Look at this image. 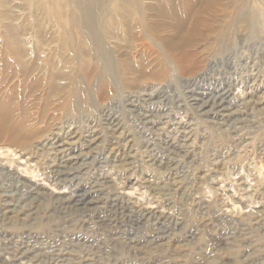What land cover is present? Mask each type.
Returning a JSON list of instances; mask_svg holds the SVG:
<instances>
[{"label":"rangeland","instance_id":"374dc122","mask_svg":"<svg viewBox=\"0 0 264 264\" xmlns=\"http://www.w3.org/2000/svg\"><path fill=\"white\" fill-rule=\"evenodd\" d=\"M255 10L264 11V0H0V81L10 89H1L0 96L8 97L15 84L25 80L14 88L13 121L24 117L28 129L54 110L41 95L43 78L34 71L36 63L27 65V54L36 55L35 60L46 57L42 50L51 47L53 39L63 47L59 54L70 53L80 46V32H88L109 53H115L113 46H123L135 68L122 81L115 72H106L113 88L104 101L106 108L145 148L167 161L171 152V175L186 187L185 195H164L139 185L145 172L111 166L114 156L123 162L119 152L108 147L90 160L102 166L112 195L156 212L136 223L130 211L124 218L118 208L123 224L112 231L109 219L116 208L96 197L69 205L58 202L57 197L74 193L78 183L90 181L82 171L70 177L69 186H54L44 172L45 161L27 163L29 155L7 151L0 138V264L13 263L18 248L44 257L21 260L26 264H264V121L247 107L242 122L214 126L185 103L189 91L219 80H239L264 57V17L259 23L243 21ZM176 32H203L205 37L187 49L192 57L184 71L178 54L173 56L157 42L174 38ZM223 32L233 34L212 43L222 39ZM97 77L99 83L102 75ZM244 89L238 85L234 90ZM148 94L153 102L144 100ZM46 102L44 114L41 104ZM131 103H140L142 112L153 114L148 118L156 122L145 121ZM99 108L94 101L91 113ZM63 120L35 127L34 135L40 138L31 136L29 142L37 145L42 134ZM186 132L193 140L189 148L178 142ZM55 251L67 254L61 258L52 255Z\"/></svg>","mask_w":264,"mask_h":264},{"label":"bare ground","instance_id":"6f19581e","mask_svg":"<svg viewBox=\"0 0 264 264\" xmlns=\"http://www.w3.org/2000/svg\"><path fill=\"white\" fill-rule=\"evenodd\" d=\"M253 12L250 15H247L246 13L243 21L250 23L256 21V23H259L261 18L264 17V11L255 10ZM251 32L253 34L256 33L255 30H252ZM231 34H233V32H223V38L217 39L212 43H215L218 40H227V37ZM12 37L13 39H16V34H13ZM175 37L158 39L157 42L162 46V49L166 50L173 56L178 54L181 70H187L191 63L189 60L192 57V55H189L187 52V49L191 46L198 45V41L204 40V34L203 32H176ZM196 38L198 39L194 42ZM50 43H53L51 47L45 51L42 50L43 52L47 51L46 57L39 56L37 57L38 59L35 60L36 55L33 57V54H27L26 63L27 65H33V63L37 64V66L35 65L34 71L37 72L39 77L43 78V83L39 88L41 95L48 99V105H53L51 108L54 110L49 114H45L47 102L42 103L41 106L44 109L45 115L43 114L44 116L40 119L41 121L39 124H36L35 126L32 124L27 129L25 128L24 117H21L18 122L13 121L14 110L16 108V105L14 104V88L22 87V85L25 84V80L16 83L8 97L6 96L3 98L0 96V138L4 140L7 151H16V153L19 152L23 156L29 155L27 163L34 159H38L35 161V164L37 165L42 161H45V166L43 167L45 171L44 169L42 170L46 173L48 178L50 177L52 184L54 186H60V188L67 187V185L69 186L68 183H71L72 180L70 177L77 176L75 174L78 173V171H82L90 181L88 183H78L76 190L74 188V193L71 192V195L63 197L59 196L57 197L59 201H56L61 204H68V202L73 204L79 201L82 203L91 195L96 197L97 202L103 203L104 206L116 208L110 216V225L108 224V227L112 231L114 226L123 224L121 223L122 220L120 218L121 216H119L120 211H118V208L122 209V215L125 211H130L132 213L131 217L135 218L134 221L136 223L142 222L144 215L151 217L152 215H155L156 212H153V210L150 209V206L137 207L127 204L126 200V203H123L117 195H112L115 192L113 193L109 190V186L106 185L109 182L107 177L102 175V166L100 165L98 168L95 167L96 159L91 162L93 158L102 154V152L105 149H108V147L112 146V150L119 152V156H121V161L123 162L121 164L115 158L116 156H114L109 161L111 166L118 169H126L125 171H127V173L128 171L135 170L134 168L140 169V172H145L144 178L142 177L144 180L142 179V181L139 182V185L145 183V185L149 186L152 191H161L159 194L163 193L164 195H167L170 191H175L179 194L181 193L182 195H185L186 187L183 185L184 183H182L179 178L171 175V171L173 170L170 164L172 153L170 152V155H168L167 161L164 156L160 157L149 148H145L146 146H143V143L134 140V135L132 136L127 131L122 119L112 113L109 108H106L108 107V104L104 103V101L113 90L110 77L107 73L112 76L115 72L117 78L122 81L123 78H127L128 73L135 69L132 68L131 62L126 60L124 47L121 45L113 46L115 53H109L107 50L101 48L98 40L88 32H80V46L64 55L59 54L62 52L63 47L60 46L57 39L51 40ZM110 43H112V41H110ZM39 52H41V50L39 51L38 49L37 53ZM144 67L145 66H143V70ZM251 68L252 69L250 71L248 70L249 72L243 75V78L239 80H219L217 84L209 85V87L207 86L199 88V90L189 91L185 103L204 121L214 124V126H223L232 121L238 123L242 122L241 117L245 113L247 107H252L260 119H263L262 121H264V57L258 63L254 62L253 67ZM99 73L102 77L98 83L97 75ZM200 78L201 77H199V79ZM238 85H242V87L245 88L244 91L236 93L234 89L237 88ZM1 89L10 90L6 87L3 81H0V91ZM152 97L151 94H148V98L146 96V99L144 98V100L153 102ZM94 101L100 106L99 112L95 115L91 113ZM130 106L135 112H140L141 117H144L145 121L152 123L156 122L154 119L150 120L148 118V116L152 118L153 114L146 115L142 112V105L140 103H131ZM62 117L64 120L59 123L58 126L60 127L53 128L45 134H42L43 138L37 145H32L29 142L31 136L34 139H36V137L40 138V136L34 135L37 131L35 130V127L38 126L42 129L44 126H47L49 122L58 119L60 121ZM235 127L237 126L235 125ZM186 134L187 135H183L181 141L178 140V142H182L184 148H189L193 144V140H191L189 132H186ZM12 147L14 149H12ZM27 149H30V151ZM158 153L160 154V152ZM111 157L112 155L109 158ZM102 158L104 160V156L101 157V159ZM106 159L107 157L105 160ZM105 160L103 162H105ZM116 163L120 164L116 165ZM32 172H34V170H32L31 173ZM109 172L111 173L110 170ZM106 173L107 172H105V174ZM79 175H81V173ZM122 176L123 175L120 177L122 178ZM129 176L132 175L130 174ZM202 176H198V178L201 180ZM4 202L6 201L4 200ZM14 251L17 255L11 259L13 261L11 264H26V262L21 261L23 259L25 260V258H31V260L29 259L30 261L42 260L44 258L41 259V254H34V252H30V250L27 249L18 248ZM60 251L59 253L55 251L57 254H53L52 252V255L62 258L67 254L64 253V251Z\"/></svg>","mask_w":264,"mask_h":264}]
</instances>
